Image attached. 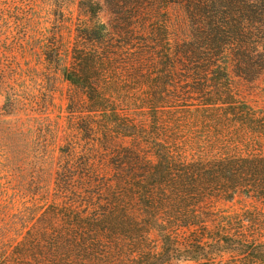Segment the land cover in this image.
Instances as JSON below:
<instances>
[{
	"label": "trees",
	"instance_id": "obj_1",
	"mask_svg": "<svg viewBox=\"0 0 264 264\" xmlns=\"http://www.w3.org/2000/svg\"><path fill=\"white\" fill-rule=\"evenodd\" d=\"M104 6L79 1L64 54L37 0H0L3 114L20 56L71 86L51 183L17 173L0 264H264V0Z\"/></svg>",
	"mask_w": 264,
	"mask_h": 264
},
{
	"label": "rangeland",
	"instance_id": "obj_2",
	"mask_svg": "<svg viewBox=\"0 0 264 264\" xmlns=\"http://www.w3.org/2000/svg\"><path fill=\"white\" fill-rule=\"evenodd\" d=\"M39 25L58 35L60 48L67 54L75 35L80 0H37ZM99 15L109 17L104 2ZM23 72L15 79L14 89L18 101L3 114L4 96L0 93V259L16 239L21 227L17 212L20 201L17 195L24 180L17 177L22 168L33 164L43 166L42 177L51 183L56 161L57 147L62 141V115L67 103L70 84L59 70L45 62L39 50L24 58L20 56ZM48 158H47V156ZM237 209L238 203L227 204Z\"/></svg>",
	"mask_w": 264,
	"mask_h": 264
}]
</instances>
